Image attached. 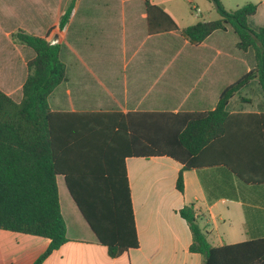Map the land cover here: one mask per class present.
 I'll return each mask as SVG.
<instances>
[{
    "label": "crops",
    "instance_id": "crops-1",
    "mask_svg": "<svg viewBox=\"0 0 264 264\" xmlns=\"http://www.w3.org/2000/svg\"><path fill=\"white\" fill-rule=\"evenodd\" d=\"M71 1L45 0L44 12L53 19L41 29L42 34H36L44 37L54 27L49 38L57 37L63 45L66 79L57 87L54 111H211L223 90L254 65L251 51L236 49L238 39L231 29L213 33L199 47L180 32L151 35L143 0H78L62 31L59 24ZM150 2L176 22L185 4V0ZM258 13L259 8L248 22ZM177 24L181 29L188 27ZM13 33L6 32L8 43L19 51L23 47L11 39ZM30 57L31 53L23 55L18 64L0 52L4 92L17 95L20 91ZM235 97L227 107L230 113H264L263 92L254 100L239 96L233 103ZM125 162L139 247L110 257L71 198L64 177L58 176L67 241L43 264H204L201 254L189 250L191 230L180 215L184 207L193 208L214 247L264 238V185L247 184L224 168L207 166L185 170L184 191L179 192L176 182L183 166L175 160L131 157ZM49 245L47 238L0 229V264H34Z\"/></svg>",
    "mask_w": 264,
    "mask_h": 264
},
{
    "label": "trees",
    "instance_id": "trees-1",
    "mask_svg": "<svg viewBox=\"0 0 264 264\" xmlns=\"http://www.w3.org/2000/svg\"><path fill=\"white\" fill-rule=\"evenodd\" d=\"M77 1L72 0L62 16L60 30L66 28ZM209 1L219 18L181 29L161 6L143 0L151 35L180 32L199 47L213 33L231 29L238 39L236 49L252 52V68L223 90L211 111H54L49 98L65 81L66 65L61 44L50 41L53 27L44 37L23 30L11 35L31 57L17 95L0 88V229L50 240L34 264H43L67 241L58 176L64 177L78 210L112 258L139 247L127 158L175 160L183 166L176 182L179 192L184 191L185 170L207 166L224 168L244 183L264 185V113L227 110L254 80L264 93V27L253 30L248 22L259 5L248 3L230 11L220 0ZM180 215L191 230L189 250L201 254L204 264H264V238L214 247L192 207H184Z\"/></svg>",
    "mask_w": 264,
    "mask_h": 264
},
{
    "label": "rangeland",
    "instance_id": "rangeland-1",
    "mask_svg": "<svg viewBox=\"0 0 264 264\" xmlns=\"http://www.w3.org/2000/svg\"><path fill=\"white\" fill-rule=\"evenodd\" d=\"M45 0H0V52H2V57L11 58L14 57L15 61L20 64L21 57L25 55L23 49L20 53L19 51H13V48L8 42V37L6 32L13 31L14 33L22 29L30 34H42L41 29L45 27L53 19V15L47 16L44 12L43 2ZM226 10H236L237 8L248 4L253 3L259 5L258 15L251 19L249 26L253 30H258L261 27H264V3L260 6L261 2L264 0H220ZM194 7L198 6L200 8V17L191 10ZM177 22L180 26H189L193 22L199 21H213L219 18V15L216 11V8L212 2L209 0H192V3H189L188 0H185L183 9L180 11V14L176 17ZM18 29V30H17ZM53 29L51 32H53ZM57 30V29H56ZM72 32L69 33V37ZM10 45V46H9ZM21 47H24L20 44ZM63 46V45H62ZM65 55L69 53L66 47H64ZM15 49V48H14ZM28 51H31L30 49ZM33 52V51H31ZM29 53V52H28ZM246 56H243L244 58ZM19 60H18V59ZM20 61V62H19ZM242 68H245V64H242ZM256 82V83H255ZM10 84V81H7ZM261 88L258 84V81L252 82L250 88L243 89L236 97L233 103L238 99L239 96H247L256 99L257 95L261 94ZM58 90L56 89L52 96L49 98V104L51 108L55 107L57 103Z\"/></svg>",
    "mask_w": 264,
    "mask_h": 264
},
{
    "label": "built area",
    "instance_id": "built-area-1",
    "mask_svg": "<svg viewBox=\"0 0 264 264\" xmlns=\"http://www.w3.org/2000/svg\"><path fill=\"white\" fill-rule=\"evenodd\" d=\"M193 11L195 12L196 16H199L200 15V9L198 7H194L193 8ZM50 41L53 43V44H56V43H59V39L56 37V38H51Z\"/></svg>",
    "mask_w": 264,
    "mask_h": 264
}]
</instances>
